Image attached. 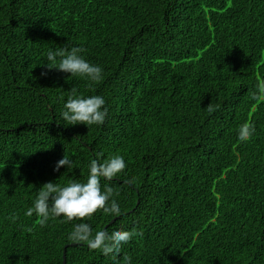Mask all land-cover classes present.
<instances>
[{"label": "trees", "instance_id": "obj_1", "mask_svg": "<svg viewBox=\"0 0 264 264\" xmlns=\"http://www.w3.org/2000/svg\"><path fill=\"white\" fill-rule=\"evenodd\" d=\"M68 41L100 82L47 68ZM258 84L264 0H0V264H63L64 249L67 264H264ZM71 89L104 97L102 124L67 126ZM244 123L256 132L240 142ZM113 155L127 167L101 184L121 213L83 220L133 232L120 256L69 239L79 220L24 215L44 184L83 182Z\"/></svg>", "mask_w": 264, "mask_h": 264}, {"label": "clouds", "instance_id": "obj_2", "mask_svg": "<svg viewBox=\"0 0 264 264\" xmlns=\"http://www.w3.org/2000/svg\"><path fill=\"white\" fill-rule=\"evenodd\" d=\"M86 49L83 46H72L68 44L55 50L47 51L46 66L49 69L70 73L71 77H81L89 82V86L98 83L103 79V68L100 65L90 62L83 53ZM42 75H46L43 73ZM67 101L64 103L60 113L61 119L68 125L85 124L90 127L99 125L105 121L108 109L105 107L106 101L101 95H77L75 89H71ZM264 95V84L257 85V91L253 98ZM211 110V108H209ZM256 132L254 126L249 123L241 124L237 130V139L240 142H247L252 139ZM73 161L64 156L60 159L54 170L59 172L61 167L71 168ZM127 167L125 158L121 155H113L103 161L92 160L88 165V175L85 181L70 180L64 186L55 182L44 184L24 215L39 218L41 224L46 223L49 218L63 217L65 222L79 220L73 225L69 233V239L73 241L87 242L90 249H100L105 256H120L121 248L133 236V232L116 229L111 233L107 231H96L93 234L92 226L83 220L90 218L97 210L111 215H120L121 206L115 199V193L108 184H101V178L110 181L120 174ZM8 219L16 223L18 216L12 214ZM31 231V228L28 229ZM127 264H131V259L124 257Z\"/></svg>", "mask_w": 264, "mask_h": 264}, {"label": "water", "instance_id": "obj_3", "mask_svg": "<svg viewBox=\"0 0 264 264\" xmlns=\"http://www.w3.org/2000/svg\"><path fill=\"white\" fill-rule=\"evenodd\" d=\"M114 221V220H113ZM71 244V243H70ZM69 244H67L65 247H67ZM63 264H67V260H66V249H64L63 252Z\"/></svg>", "mask_w": 264, "mask_h": 264}]
</instances>
